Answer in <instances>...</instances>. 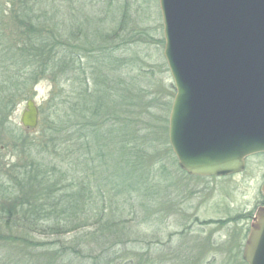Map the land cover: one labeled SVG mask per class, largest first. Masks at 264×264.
<instances>
[{"label": "rangeland", "instance_id": "rangeland-1", "mask_svg": "<svg viewBox=\"0 0 264 264\" xmlns=\"http://www.w3.org/2000/svg\"><path fill=\"white\" fill-rule=\"evenodd\" d=\"M21 3L24 11L41 16L38 25L47 26L45 29L56 34L74 33L70 38L79 45L75 55L82 57L88 73L98 68L97 76L112 80L109 76L116 74L115 79L124 83L125 96L128 92L132 101L130 111L133 117L139 116L134 132L126 136L135 138L140 150L153 157L137 168L136 177L128 172L123 191L117 192L112 203V208L119 210L116 217H123V233L101 234L97 225L81 229L78 234H84L83 242H87L81 244L92 249L84 251L85 256L72 250L59 251L63 245L67 249L75 245L71 243L75 232L59 237L39 233L14 237L25 241H0V264H248L243 259V246L247 226L255 221L251 216L256 217V209L264 201V154L250 157L247 170L232 176L199 177L179 167L169 140L176 88L164 54L160 0H0V16L16 20ZM6 24L2 26L6 37L18 39V34L10 36L17 28L7 20ZM104 46L107 51H103ZM89 80L92 89L94 79ZM53 89L54 82L46 78L28 89L30 95L16 97L15 106L10 105L12 98L1 104L0 193L14 186L12 164L40 160L35 152L30 158L28 145L45 141L40 129L41 110ZM123 96L118 104L123 103L126 111ZM28 99H34L39 107L35 129L21 122ZM145 126L149 129L143 131ZM129 196L135 198L134 204ZM2 198L0 203L9 202ZM132 209H136V217ZM107 212L112 214L110 208ZM9 232L17 235L28 231L0 229V234ZM58 239L61 242L53 243Z\"/></svg>", "mask_w": 264, "mask_h": 264}, {"label": "trees", "instance_id": "trees-1", "mask_svg": "<svg viewBox=\"0 0 264 264\" xmlns=\"http://www.w3.org/2000/svg\"><path fill=\"white\" fill-rule=\"evenodd\" d=\"M22 6L23 3L16 20L0 16V106L6 104L5 98H12L10 105L15 106L16 97L30 95L28 89L46 78L54 82V89L41 110L40 129L45 141L28 145L30 158L35 152L40 160L12 164L14 186L0 193L3 200H9V204L0 203V229L28 232L0 234V241L23 243L25 240L14 237L28 238L35 233L59 237L75 232L71 242L75 245L70 249L63 245L59 251L72 250L85 256L84 251L92 249L81 244L85 237L78 231L97 225L101 234L123 233V217H116L119 210L112 208V203L116 202L117 192L123 191L128 174H135L153 156L141 151L135 138L126 136L134 132L139 116L133 117L130 111L132 101L127 91L125 96L124 83L115 79L116 74L109 76L112 80L97 76L98 68H92L89 76L82 57L75 55L79 45L70 38L74 33H59V37L45 29L47 26L38 25L40 15L24 11ZM6 20L17 28L10 36L18 34V39L6 37L2 28ZM103 51H107L106 46ZM90 77L94 79L92 89ZM122 96L126 111L123 103L118 104ZM146 129L149 128L145 126L143 131ZM129 199L136 202L133 196ZM107 208L112 214H107ZM133 213L136 217V209H132Z\"/></svg>", "mask_w": 264, "mask_h": 264}, {"label": "water", "instance_id": "water-1", "mask_svg": "<svg viewBox=\"0 0 264 264\" xmlns=\"http://www.w3.org/2000/svg\"><path fill=\"white\" fill-rule=\"evenodd\" d=\"M160 6L176 88L169 140L179 167L196 176L240 173L248 156L264 152V0H160ZM21 122L38 126L34 99ZM243 259L264 264V206Z\"/></svg>", "mask_w": 264, "mask_h": 264}, {"label": "flooded vegetation", "instance_id": "flooded-vegetation-1", "mask_svg": "<svg viewBox=\"0 0 264 264\" xmlns=\"http://www.w3.org/2000/svg\"><path fill=\"white\" fill-rule=\"evenodd\" d=\"M261 154H264V152H262V153H257V154H254V155H251V156H249V157H247L246 158V163H245V169L242 171V172H240V173H237V174H233V175H238V174H241V173H243V172H245L246 170H247V160L250 158V157H254V156H257V155H261ZM230 176H232V175H230ZM200 177V176H199ZM202 177V176H201ZM263 184H264V180H263V183H262V188H263ZM264 205V201L263 202H261L260 203V206L256 209V211H258V209L261 207V206H263ZM253 218H255V216H251V219L253 220ZM254 221V220H253ZM253 221H252V223L250 224V225H248L247 226V236H246V239H245V243H246V241H247V238H248V235H249V233H250V230H251V226H252V224H253ZM245 243H244V246H245ZM244 246H243V248H244Z\"/></svg>", "mask_w": 264, "mask_h": 264}, {"label": "bare ground", "instance_id": "bare-ground-1", "mask_svg": "<svg viewBox=\"0 0 264 264\" xmlns=\"http://www.w3.org/2000/svg\"><path fill=\"white\" fill-rule=\"evenodd\" d=\"M201 177V176H200Z\"/></svg>", "mask_w": 264, "mask_h": 264}]
</instances>
